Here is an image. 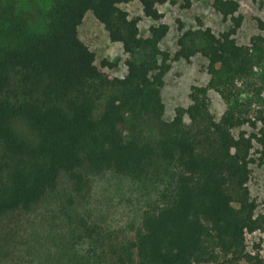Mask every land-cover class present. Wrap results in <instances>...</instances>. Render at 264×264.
<instances>
[{
  "label": "trees",
  "instance_id": "16d2710c",
  "mask_svg": "<svg viewBox=\"0 0 264 264\" xmlns=\"http://www.w3.org/2000/svg\"><path fill=\"white\" fill-rule=\"evenodd\" d=\"M133 1L158 23L148 37L120 8ZM166 1L52 0L46 11H25L0 0V216L31 211L66 176L84 196L91 175L114 171L144 180L174 173L167 203L145 213L135 239L113 250L114 264H264L246 252V235L264 232V214L256 216L247 188L255 142L264 154V113L251 117L237 85L264 63V36L249 46L237 43L244 21L237 0L212 1L227 23L219 34L200 21L198 29H185L177 20L176 58L204 57L209 81L192 86L190 105L167 121L161 87L172 56L160 43L170 27L158 8ZM193 1L171 3L189 9ZM88 12L131 56L124 77L105 75L81 40ZM209 90L229 105L219 120L210 111ZM257 122L258 131L234 134L258 128Z\"/></svg>",
  "mask_w": 264,
  "mask_h": 264
},
{
  "label": "rangeland",
  "instance_id": "374dc122",
  "mask_svg": "<svg viewBox=\"0 0 264 264\" xmlns=\"http://www.w3.org/2000/svg\"><path fill=\"white\" fill-rule=\"evenodd\" d=\"M20 9L46 11L52 0H13ZM213 0H194L191 8L167 0L158 8L164 17L162 23L170 31L160 43L171 53L170 69L164 77L161 97L165 105V119L172 121L178 107L190 105L192 86H206L209 81L207 60L201 55L189 60L177 59V38L180 20L185 29L211 28L219 34L227 23L215 12ZM244 16L235 39L239 45L249 46L255 36H264L259 20L264 21V0H237ZM130 18L138 20L142 37H148L150 27L158 23L147 18L139 1L120 5ZM200 21V22H199ZM81 40L96 54V65L110 78L127 74L126 61L131 58L123 45L112 42L108 32L88 12L79 27ZM134 57L141 58L142 53ZM107 60L116 63L104 67ZM239 101L249 106L256 119L264 113V63L256 65L250 77L238 81ZM209 108L219 120L229 105L215 91H208ZM17 129L30 137L31 132L23 121ZM258 128L244 126L234 130L250 134ZM251 175L247 183L249 198L257 204L256 216L264 214V154L255 142L252 149ZM174 173L161 177L136 180L129 176L107 171L90 176V191L84 196L73 192L69 178L63 177L58 187L50 192L29 212L19 211L0 216V264H114L113 250L135 239L142 227L146 212L163 207L175 185ZM71 201V202H70ZM238 206V203L234 204ZM246 252L264 259V232L258 230L246 235ZM217 264V263H202ZM238 264H250L242 259Z\"/></svg>",
  "mask_w": 264,
  "mask_h": 264
}]
</instances>
